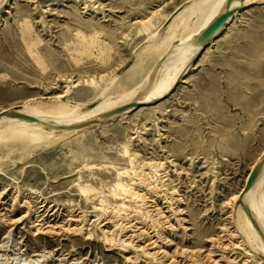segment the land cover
Returning a JSON list of instances; mask_svg holds the SVG:
<instances>
[{
  "label": "rangeland",
  "instance_id": "1",
  "mask_svg": "<svg viewBox=\"0 0 264 264\" xmlns=\"http://www.w3.org/2000/svg\"><path fill=\"white\" fill-rule=\"evenodd\" d=\"M189 2L12 0L0 18V111L86 99L91 80L121 73ZM263 147L264 0L152 108L52 144L0 147V264H264L235 230L232 200Z\"/></svg>",
  "mask_w": 264,
  "mask_h": 264
},
{
  "label": "bare ground",
  "instance_id": "2",
  "mask_svg": "<svg viewBox=\"0 0 264 264\" xmlns=\"http://www.w3.org/2000/svg\"><path fill=\"white\" fill-rule=\"evenodd\" d=\"M4 1H7L8 7L12 2L11 0H0V6ZM226 1L190 0L189 3L171 13L172 15L169 14V19L165 18L168 20L165 33H161L163 30L158 29L149 35L147 34L148 37L145 42L143 41L142 46H139L138 51L136 48L137 52L135 54L133 53L135 59L133 58L134 60L126 65L121 73L112 74L101 79L98 83L91 80L88 83L89 91L86 99H62L61 95L56 94L48 102H42L34 101L35 99L32 97L23 102L20 109L7 108L1 110L0 147H5L8 143L20 145L21 147L40 143L52 144L127 118L140 108H152L155 102L162 100L173 90L176 84L182 82L184 75L193 66L194 56L200 50V47L195 44L196 38L227 10ZM262 2L263 0H244L241 4L232 2L229 9H243L250 4L258 5ZM7 9L3 15L7 12ZM240 11L234 12L225 24L215 31L207 41L206 48L213 45L214 39ZM141 28L147 30L148 23L144 22L140 30ZM96 40L99 39L95 37L80 38V41L85 45H91ZM175 40L177 43H175ZM154 56L156 58H152ZM153 59L155 60L153 61ZM143 62H147V64L144 66ZM120 109H123V111L117 112ZM17 150L20 149L17 148ZM124 153H127L126 147H124ZM263 153L264 147L249 167L242 186L233 196L234 198L232 197V200H242L251 216V220L264 237V159H261ZM129 163L131 165L130 170L133 171L136 166L133 165L132 159ZM257 165L258 179L247 191H244L246 182ZM153 167L151 165V168ZM152 173L154 174L151 171L150 174ZM122 175L128 176V172L126 170L117 172V176ZM121 180H118L115 185V189L119 190L121 195L141 198V195L139 196L134 191V187L132 188L129 183L126 184V181L123 183L124 180ZM150 184H153V182ZM85 190L81 189L83 192ZM127 207L121 203L112 208L126 210ZM236 208L238 214L234 218L236 226V229H234L242 236L244 246H247L252 252H256L255 256L258 255L264 260V241L241 206L238 204ZM103 209L105 208L103 207Z\"/></svg>",
  "mask_w": 264,
  "mask_h": 264
},
{
  "label": "water",
  "instance_id": "3",
  "mask_svg": "<svg viewBox=\"0 0 264 264\" xmlns=\"http://www.w3.org/2000/svg\"><path fill=\"white\" fill-rule=\"evenodd\" d=\"M12 1V0H11ZM244 0H227L226 1V11L221 14L220 16H218L197 38H196V41H195V44L200 47V50L196 53V55L194 56L193 58V65L194 63L196 62V60H198L202 54L204 53L205 49H206V43L207 41L211 38V36L215 33V31H217L219 28H221L226 20L232 16V14L236 11H240L242 10L241 8H233V9H229V5L232 3V2H238V3H243ZM7 1H4V3L0 6V17L3 16V13L6 11L7 9ZM178 84H176L177 86ZM176 86L173 88V90H171L170 93H168L162 100L160 101H157L155 102L154 104H158L164 100H166L171 94L172 92L174 91V89L176 88ZM123 111V109H120L118 110L117 112H121ZM26 119H29V120H32L31 118H26ZM100 122V121H99ZM261 159L263 160L264 159V153L262 154L261 156ZM257 172H258V165L256 166V168H254L246 182V186H245V190L244 191H247L254 183L255 179H256V176H257ZM239 205L241 206L242 210L244 212H246L247 216L249 217V219L251 220V216L247 210V208L245 207V205L243 204L242 200L239 201ZM252 221V220H251ZM253 223V221H252ZM254 224V227L255 229L257 230L258 234L260 235V237L262 238V240L264 241V237L262 236L260 230L258 229V227Z\"/></svg>",
  "mask_w": 264,
  "mask_h": 264
},
{
  "label": "crops",
  "instance_id": "4",
  "mask_svg": "<svg viewBox=\"0 0 264 264\" xmlns=\"http://www.w3.org/2000/svg\"><path fill=\"white\" fill-rule=\"evenodd\" d=\"M262 163H263V162H262ZM258 165H259V164H258ZM261 166H262V164H261ZM261 166H260V167H261ZM246 174H247V173H246ZM258 176H259V172H257V176H256V179H255L254 183H255L256 180L258 179ZM245 177H246V175H245ZM244 179H245V178H244ZM254 183H253V184H254Z\"/></svg>",
  "mask_w": 264,
  "mask_h": 264
}]
</instances>
